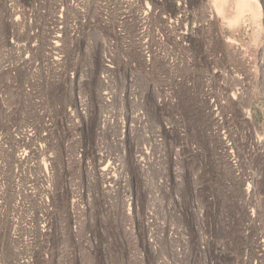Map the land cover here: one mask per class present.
Returning a JSON list of instances; mask_svg holds the SVG:
<instances>
[{
    "label": "rangeland",
    "instance_id": "obj_1",
    "mask_svg": "<svg viewBox=\"0 0 264 264\" xmlns=\"http://www.w3.org/2000/svg\"><path fill=\"white\" fill-rule=\"evenodd\" d=\"M0 264H264V0H0Z\"/></svg>",
    "mask_w": 264,
    "mask_h": 264
}]
</instances>
